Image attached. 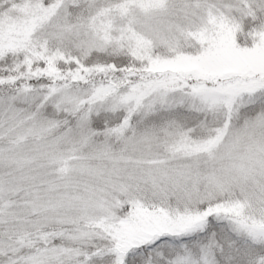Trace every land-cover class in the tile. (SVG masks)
Here are the masks:
<instances>
[{"label": "snow or ice", "instance_id": "obj_1", "mask_svg": "<svg viewBox=\"0 0 264 264\" xmlns=\"http://www.w3.org/2000/svg\"><path fill=\"white\" fill-rule=\"evenodd\" d=\"M0 264H264V0H0Z\"/></svg>", "mask_w": 264, "mask_h": 264}]
</instances>
